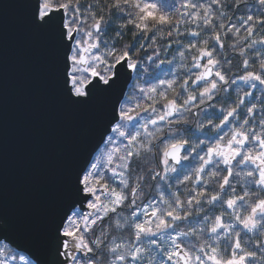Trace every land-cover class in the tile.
<instances>
[{
	"label": "snow or ice",
	"instance_id": "obj_1",
	"mask_svg": "<svg viewBox=\"0 0 264 264\" xmlns=\"http://www.w3.org/2000/svg\"><path fill=\"white\" fill-rule=\"evenodd\" d=\"M259 4L264 7V0ZM213 6L223 9V0H186L171 14L151 0H106L100 9L108 10L106 18L92 5L82 10L80 0H32L33 26L56 36L67 100L77 106L98 99L110 103L100 137L75 172L69 201L55 222L46 264H264V109L257 130L256 104L247 106L246 101L253 93L237 89L236 100L227 106L222 102L219 116L213 113L215 120L194 121L196 131H210L214 139L192 141L183 135L188 129L179 127L187 123L185 113L204 111L238 82L251 88L259 84L264 91V57L258 55V71L252 70L254 61L241 59L237 73L230 60L217 57V49L225 48L221 32L227 37L239 34L241 27L246 35L230 45L239 48L240 57L246 55L240 39L249 49L264 46V35L253 38L255 25L264 29V19L248 15L240 27L226 28L225 12ZM113 11L119 14L117 37L129 27L134 40L141 37L137 53L158 44V38L170 41L164 52L175 43L184 78L174 74L148 87L138 84L136 103L122 100L121 82L141 65L129 44L101 50L103 26ZM182 36L196 39L182 44ZM193 49L197 54L189 65L186 54ZM160 51L147 59H158ZM157 156L161 170L136 171V162ZM192 159L195 166L181 173L178 166ZM171 174H177L175 190ZM147 179L168 184L167 195L156 187L158 200L153 195L145 202Z\"/></svg>",
	"mask_w": 264,
	"mask_h": 264
},
{
	"label": "water",
	"instance_id": "obj_2",
	"mask_svg": "<svg viewBox=\"0 0 264 264\" xmlns=\"http://www.w3.org/2000/svg\"><path fill=\"white\" fill-rule=\"evenodd\" d=\"M31 2L0 0V243L46 264L55 222L110 103L67 100L56 36L33 26ZM134 73L121 82L125 96Z\"/></svg>",
	"mask_w": 264,
	"mask_h": 264
},
{
	"label": "trees",
	"instance_id": "obj_3",
	"mask_svg": "<svg viewBox=\"0 0 264 264\" xmlns=\"http://www.w3.org/2000/svg\"><path fill=\"white\" fill-rule=\"evenodd\" d=\"M151 2L157 3L158 5L162 6L169 14L175 12V9L180 7V5L186 0H151ZM193 2L197 3H205L208 4L209 0H193ZM106 0H80V6L83 10L88 5H92V10L97 13V15H104L106 18L109 16L108 10L105 8L103 12L100 11L101 8L105 6ZM224 8L220 9L216 6H213L214 9L218 11H224L226 14L225 19H223V23L227 27H232L233 25H236L237 27H240L242 18L247 17L248 15H252L255 18L264 19V7H262L259 4V0H223ZM119 14L113 11L111 13L112 19L108 21L106 25L103 26V32L101 33V50L103 51L105 48L112 47L113 45L117 49H123L124 45L129 44L131 45V51L134 56V58H138V61L141 65L139 67L133 77L132 84L128 90V93L125 98H127L128 103L135 104L137 101V98L139 97V93L136 90V85H141L144 87H148L151 84H158L161 79H173L174 74L175 78H178V80H182L185 76V69L180 67V60L175 52L177 49V45L175 43L171 44V49H169L167 52H164L162 49L170 43L169 39H159L158 38V44L153 45L152 48H147V51H140L139 53L136 52V49L139 47V42L141 40V37H137L135 40L132 36L133 29L129 27L125 35H122L120 37L116 36L117 32V25L119 21L116 19V17ZM122 19H126V17H122ZM221 22L220 18H216V23L219 24ZM184 27L183 25L181 26ZM188 27H194V25H188ZM256 32L254 35V39L260 38L262 35H264V29H261L260 25H255ZM246 35V31L243 27H241V31L239 34L236 33H230L227 37H225L224 33L221 32V36L225 43V48L223 50L217 49V57L221 59L222 61L230 60L231 61V71L232 73H237V68L240 66L241 59H249L250 61H254L255 65L252 70H259V57H264V51H262V48L264 46L256 45L254 48H247L246 44L242 39H240L239 43L241 46L245 48L246 55L244 57H240L238 55L239 48L233 50L230 45L237 42L238 37H243ZM166 36V33H165ZM202 38H207V36H203ZM196 38L190 37V36H182L180 37V40L182 44H187L189 40H192L195 42ZM107 41V44L104 42ZM144 43L147 44L150 43V41H144ZM155 49H160V56L159 58H155L152 61H149L147 59V56L153 55V51ZM183 50V49H181ZM197 52L195 49L192 50V52L187 53V63L190 65L192 61V56L196 55ZM174 55L176 56V60H173ZM163 60L164 63H161L160 61ZM168 61H173L172 63H168ZM161 64V68H158V65ZM229 65L225 64V68H228ZM240 71L242 72V67L240 68ZM237 89L241 90H248L253 93L252 96H249L246 98L247 106H251V104H256L255 114L253 119L257 122V130L258 128V122L259 118L262 115V109H264V91H262V86L257 84L255 88H251L247 85H244L242 83H237L236 85H231L229 87L228 93H221L218 98H216L213 102H210L209 105H205V110L197 112V115H193L192 113H185V117H187V123H182L179 127L181 129H188V131L183 132V135L186 138H189L192 141H197L198 139H206V140H212L214 139L213 133L210 131L205 132H198L195 130V124L194 121L201 120L206 123V118H213L215 120V116H219L218 109L221 107V103L224 102L225 106H227L228 103H231L236 100L237 98ZM242 95V91L239 93ZM172 93H169V96L171 97ZM163 103V101L161 102ZM215 103L216 108H212L211 104ZM197 111V110H193ZM246 112V108H243L241 110V116L244 115ZM215 113V116L213 115ZM218 122V121H217ZM137 127L138 123L133 122ZM231 127V125H229ZM227 130V129H225ZM159 163V156H157L155 161L149 160L148 162H145L143 160L138 161L134 164V167L136 168L137 172H140L141 169H144L145 174L147 175L148 170L155 168L156 170H160V168L157 167ZM197 161L195 159H192L189 162H183V164L179 167L181 173L190 171L192 167L195 166ZM176 178L177 174H171L169 177L170 185L172 186L173 190H175L176 186ZM132 183H135V177H133ZM154 183L152 187H148L149 184ZM145 187L147 188L146 193H149L150 197L149 199L155 195L158 200V193H156V187H159L161 191H163L166 195L168 192L169 185L164 184L163 182H157V181H151L150 179H147L145 182ZM185 186H180V192L184 193ZM183 198V197H182ZM127 209L121 212V217L124 216L127 213ZM115 217L113 218L114 223ZM96 234L99 235V229H97ZM251 235V234H249ZM111 239V237H109ZM125 238H127V233H125ZM253 246L254 245H250ZM259 255V253H258ZM0 258H10L13 260L12 264H31L30 262L23 260L22 256L15 254L12 252L9 248H7L4 245H0Z\"/></svg>",
	"mask_w": 264,
	"mask_h": 264
},
{
	"label": "rangeland",
	"instance_id": "obj_4",
	"mask_svg": "<svg viewBox=\"0 0 264 264\" xmlns=\"http://www.w3.org/2000/svg\"><path fill=\"white\" fill-rule=\"evenodd\" d=\"M243 84V83H242ZM245 85V84H244ZM248 86V85H247ZM22 256V255H21ZM23 260H26L25 259V257L23 256L22 257V259H21V261H23ZM0 261H2L3 262V264H12V262H13V260L12 259H10V258H7V259H3V258H0ZM27 261V260H26Z\"/></svg>",
	"mask_w": 264,
	"mask_h": 264
},
{
	"label": "flooded vegetation",
	"instance_id": "obj_5",
	"mask_svg": "<svg viewBox=\"0 0 264 264\" xmlns=\"http://www.w3.org/2000/svg\"><path fill=\"white\" fill-rule=\"evenodd\" d=\"M158 68L160 69V64L158 65ZM161 170V169H160ZM154 183H151V185H153ZM144 191L146 192L147 191V188L146 187H144ZM149 197H150V195H149V193H147V196L145 197V202H146V200L147 199H149Z\"/></svg>",
	"mask_w": 264,
	"mask_h": 264
}]
</instances>
